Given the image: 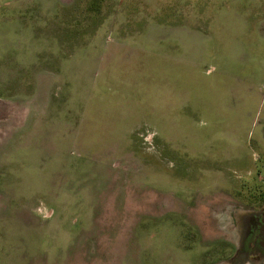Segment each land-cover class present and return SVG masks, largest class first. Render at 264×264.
Returning <instances> with one entry per match:
<instances>
[{
    "label": "rangeland",
    "instance_id": "rangeland-1",
    "mask_svg": "<svg viewBox=\"0 0 264 264\" xmlns=\"http://www.w3.org/2000/svg\"><path fill=\"white\" fill-rule=\"evenodd\" d=\"M261 248L264 0H0V264Z\"/></svg>",
    "mask_w": 264,
    "mask_h": 264
},
{
    "label": "flooded vegetation",
    "instance_id": "flooded-vegetation-1",
    "mask_svg": "<svg viewBox=\"0 0 264 264\" xmlns=\"http://www.w3.org/2000/svg\"><path fill=\"white\" fill-rule=\"evenodd\" d=\"M244 224H250L249 228H248V232H249V236L247 237V239L245 240V242L251 243V247H254L255 245L253 244L255 242V239L253 237H255V226L252 223V220H249V222L244 221ZM254 227V228H253ZM253 228V229H252ZM252 239V240H251ZM261 252L258 255H252L249 256V258L246 260H243L245 258L246 255L243 256H239L238 255V249L236 250L237 252L234 254V256L231 257L230 261L232 260L233 262H235V264H264V249L261 248Z\"/></svg>",
    "mask_w": 264,
    "mask_h": 264
}]
</instances>
